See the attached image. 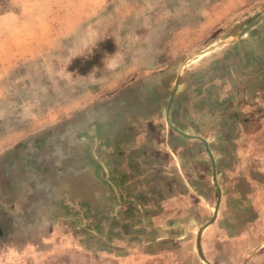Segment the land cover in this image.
I'll use <instances>...</instances> for the list:
<instances>
[{
    "label": "rangeland",
    "instance_id": "rangeland-1",
    "mask_svg": "<svg viewBox=\"0 0 264 264\" xmlns=\"http://www.w3.org/2000/svg\"><path fill=\"white\" fill-rule=\"evenodd\" d=\"M263 13L264 0L0 4V264H204L196 236L222 202L249 242L226 264H264ZM173 87L168 122L204 141L165 121ZM178 167L193 190L211 177L203 201Z\"/></svg>",
    "mask_w": 264,
    "mask_h": 264
},
{
    "label": "crops",
    "instance_id": "crops-1",
    "mask_svg": "<svg viewBox=\"0 0 264 264\" xmlns=\"http://www.w3.org/2000/svg\"><path fill=\"white\" fill-rule=\"evenodd\" d=\"M178 90L179 89L175 91V94L178 92ZM175 94L173 98H175ZM176 128L179 129L181 132L188 134L183 128H178V127ZM206 141L209 143L207 139ZM216 157H217L216 154H214L212 151V159L216 164L219 165L222 162V160ZM192 158L195 159L196 157L193 156ZM179 159L180 157L177 156L175 162L179 161ZM174 173H175L174 174L175 178H178L179 179L178 181H180L181 183L186 184L185 181L186 179L188 180V182H190L189 183L190 187L189 185H186L185 186L186 188L184 189L186 190V192H188L189 195L190 193H192L191 195H195L196 201L198 200L203 201L204 197L208 196V192L211 193V184H210L211 177H210V181L205 180V184H204L205 190L204 192H201L197 188H195V190L191 189L194 186L192 185L193 179L190 176V173L179 171V167L177 168V171H174ZM223 173L227 174V171H224ZM203 177L204 176H200L199 178L203 179L204 181ZM243 178H248V177L245 174ZM234 198L238 200L239 194L238 196H234ZM205 199L208 200L207 198ZM229 210H231V208L226 207V202L225 203L222 202V204L220 203V206L216 210V214L214 216L213 221L210 224L206 225L204 229L200 232V235L202 237L201 250L204 256L212 264H226L227 260H230L231 258H238L240 255L243 256L246 252V246L249 243L246 240V227L240 229L239 224H237L238 222H236V220L233 219L234 216L231 213H228ZM202 222L195 223L197 224L195 227H200Z\"/></svg>",
    "mask_w": 264,
    "mask_h": 264
},
{
    "label": "water",
    "instance_id": "water-1",
    "mask_svg": "<svg viewBox=\"0 0 264 264\" xmlns=\"http://www.w3.org/2000/svg\"><path fill=\"white\" fill-rule=\"evenodd\" d=\"M264 16V13L261 14L259 16V18L263 17ZM256 22V20L254 21ZM253 22V23H254ZM243 32V30L241 31V33ZM177 83V78L174 80V87ZM174 87L171 89V92L168 96V99H167V103H166V107H165V112H164V116H165V121L167 122V124L177 133H179L180 135L182 136H185V137H189V138H197V139H200L201 141H204L202 138H200L199 136H194V135H189V134H186L184 132H181L179 129H177L176 127H174L171 123L168 122V118H167V114H168V110H169V106H170V103H171V98H172V94H173V91H174ZM209 153V152H208ZM213 218V216H212ZM211 218V219H212ZM209 223V221H208ZM206 225V224H205ZM199 234H200V230L198 231L197 233V236H196V246H197V253L199 255V257L201 258V260H203L204 262L210 264L207 260H205V258L203 257V255L201 254L200 250H199V246H198V237H199Z\"/></svg>",
    "mask_w": 264,
    "mask_h": 264
},
{
    "label": "built area",
    "instance_id": "built-area-1",
    "mask_svg": "<svg viewBox=\"0 0 264 264\" xmlns=\"http://www.w3.org/2000/svg\"><path fill=\"white\" fill-rule=\"evenodd\" d=\"M5 0H0V4L4 5Z\"/></svg>",
    "mask_w": 264,
    "mask_h": 264
},
{
    "label": "bare ground",
    "instance_id": "bare-ground-1",
    "mask_svg": "<svg viewBox=\"0 0 264 264\" xmlns=\"http://www.w3.org/2000/svg\"><path fill=\"white\" fill-rule=\"evenodd\" d=\"M204 264H208V263H206V262H203Z\"/></svg>",
    "mask_w": 264,
    "mask_h": 264
}]
</instances>
